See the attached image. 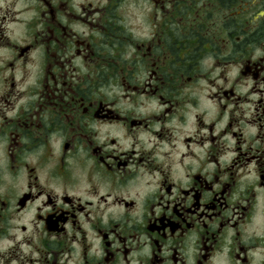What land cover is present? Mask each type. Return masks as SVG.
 I'll list each match as a JSON object with an SVG mask.
<instances>
[{"label": "flooded vegetation", "instance_id": "obj_1", "mask_svg": "<svg viewBox=\"0 0 264 264\" xmlns=\"http://www.w3.org/2000/svg\"><path fill=\"white\" fill-rule=\"evenodd\" d=\"M124 2L0 0V264H69L76 245L78 264H132L133 252L136 264H189V248L192 264H216L213 257L223 254L229 229L225 264H253L251 253L264 245L256 231L264 223V150L243 148V133L232 130L240 124V106L249 105L253 114L246 123L258 129L255 138L264 144V56L253 58L256 48L264 50V0H150L152 40L135 38L117 23ZM73 22L87 24L89 35ZM129 45L135 52L125 59ZM207 55L217 66L237 67L235 83L251 80L249 93L218 86L202 99L200 81L215 86L200 63ZM76 57L87 74L77 73ZM203 100L217 104V118L206 121L207 109L193 113L196 131L180 140L173 121L186 126L189 105L200 108ZM225 111L228 124L214 134ZM229 132L237 156L227 169L212 180L186 169L191 184L177 189L174 164L184 167L186 157L196 158L192 145L205 143L212 145L207 160L218 163L221 137ZM122 138L131 145L125 148ZM176 141L187 149L178 161L172 159ZM163 144L170 146L161 153L167 164L156 154ZM141 169L160 173L158 183L170 199L147 191L137 199L151 184L141 183ZM33 205L46 235L27 218ZM137 207L146 208L143 220L130 223ZM20 232L25 236L17 240ZM22 244L39 256L25 253Z\"/></svg>", "mask_w": 264, "mask_h": 264}, {"label": "clouds", "instance_id": "obj_2", "mask_svg": "<svg viewBox=\"0 0 264 264\" xmlns=\"http://www.w3.org/2000/svg\"><path fill=\"white\" fill-rule=\"evenodd\" d=\"M97 2L100 4V6H107L108 0H97ZM170 7V5H169ZM75 11L80 12L82 11L80 7L77 5L75 6ZM118 14L122 19H119L117 23L121 24L123 28L128 32L131 33L135 38L138 39H144V40H152L153 37L156 34V24L152 21V13H153V4L150 2V0H125L124 3H121L119 8L117 9ZM97 16L99 13L96 14ZM96 16L91 17V19H95ZM161 17L158 16L157 20H160ZM72 27L78 31L83 33L84 35H89V28L87 24H81L73 22ZM175 27V25H173ZM92 35L103 39L102 34L98 31H94ZM104 50L106 52L115 54L112 52V49L108 47L107 44L104 46ZM135 52V48H133L131 45L128 46L127 50L124 52V58L128 59L132 56V53ZM258 56H264V50L261 48H256L255 52L253 54V58H256ZM221 58L222 57H218ZM200 63L205 65V71L209 72V77L211 79L215 80V86H210L207 83V80H201L200 84L203 86L204 91L201 93L202 99L204 96L207 95L209 91L216 92L218 89V86H223L225 89L229 87H235V90L238 94H248L249 89L252 87V81L247 80L239 83H235L237 80V76L240 75L238 68L232 65L228 66H217L216 65V58H214L212 55H207L201 58ZM73 64L77 66V73L79 75H85L88 73V68L85 67L84 63L82 62L81 58L76 57L73 60ZM224 73L223 76H221V73ZM147 76V72H143L141 74V80H143ZM225 77L227 78V83H225ZM261 87H264V84L260 85ZM104 88H100V91H104ZM257 95L252 94L251 99H256ZM125 104H127V101H124ZM130 106V105H129ZM155 104H152L148 109H143L144 111H149L153 108H155ZM233 105L229 104V109H231ZM189 108L191 109L188 113V124L181 125L177 121H173V123L176 125L177 128V136L180 137V140L184 138L185 135L192 134L196 131L195 124H194V115L193 113L204 111L207 109V115L205 116L206 121H212L215 120L218 116L219 109L217 104L214 101L211 100H203V103L200 108H191L189 105ZM240 109L243 110V114L240 119V124L237 126V128H234L232 131H241L243 133V139L244 143L242 145L243 148H248L249 145L252 146L253 151H255L257 148H260L264 150V144L261 143L259 139H256V134L258 129L251 125L246 123L247 120H249L252 117L253 111L251 110V107L249 105H241ZM157 111L159 109H156ZM238 116L241 115V111L238 110L236 113ZM11 115V113H10ZM229 121V114L227 111L224 112L222 119L219 121V123L216 124L214 134H220L223 129H225L226 125ZM183 128V132L180 131V129ZM204 134L208 132V129L202 130ZM117 134V133H113ZM142 140H146L147 136H142ZM121 143L124 145L125 148L129 147L131 145L130 139H123L121 140ZM178 147L176 149H172L173 156L172 159L178 161L180 154L187 149L185 148L184 144L180 143L179 141H176ZM221 151L218 154V163L217 162H210L207 160V154L209 149L212 148V145L209 143H205L202 147L197 146L196 144H193L192 147L196 152V158L193 157H186L184 160V167H182L179 163L174 164L172 169V179L177 181V189L180 188H188L191 184V180L185 175V171L187 169L188 172L195 173L197 171H203L206 175L208 180L213 179V175L217 173L218 170H224L227 169V167L232 163L233 159L237 156V152L234 150L237 144L236 138L233 137L231 132L226 133L221 137ZM137 147H140V145H137ZM147 147L151 148L152 144H147ZM168 144H163L157 149V156L160 160L165 161V164H167L166 158L161 155L162 152L169 149ZM191 164V168H187V166ZM251 167V165L249 166ZM142 175V184H147L148 181H151V184L147 186V188H144L140 192V196L137 197L138 200H142L144 197L145 191L152 192V193H160L163 192L166 199H170L168 197L167 193L164 192L163 189L160 188L159 181L161 179L160 173L158 171L153 172L151 175L147 174L144 169L140 170ZM241 172L245 171L244 169H240ZM222 180H226L227 176H222ZM55 187V185H53ZM56 191L60 192L61 189L59 187H56ZM127 195V193H124ZM132 196H135V192L132 193ZM132 197L130 196L129 199ZM41 199H38L36 201V205H40L42 202ZM188 204H191V200L187 201ZM259 203L261 207H264V188L260 189V197H259ZM36 205L32 206L31 211L28 213V219H32L33 223L36 225V228L40 231V235H46L42 231V225L40 223V220H38L37 217V209ZM119 211H123L120 209ZM146 211V208L143 207H137L136 211L132 213L133 220L130 223L135 222H142L143 216L142 213ZM158 211V210H157ZM80 220L83 222V227L85 229H89L90 232V239L94 237V233L91 232L90 225L88 222L84 221V217L81 215ZM105 222L106 219H105ZM18 231V230H17ZM29 233L33 232V224H29L28 226ZM73 229L71 226H69V236H71ZM257 234L264 235V223L259 224V226L256 228ZM77 236H79V233H76ZM231 230H228V241L227 244L224 247L223 254H217L215 257H213V260L216 262V264H225L227 253L229 251L228 244L231 243L230 237H231ZM25 236V233L20 232L18 236L16 237L17 240H20L22 237ZM195 236V233L189 236V240H192ZM146 238V237H145ZM52 239H55V237H52ZM9 244L14 243V241H9ZM171 243V241H169ZM35 244L37 246L40 245V236H37V239L35 240ZM96 245L99 244V241L97 240L95 242ZM21 247L23 248V251L25 253L31 252L33 256H39V252L35 250V248L30 247L27 244H22ZM76 251L73 253V261H76L78 264L80 252H79V245H76ZM93 252H97L98 250L96 246H93L92 249ZM194 251V249L189 248V264H192V258L191 253ZM144 253H148L149 249L145 247L143 249ZM251 255L253 256V264H264V245L261 247L256 248ZM138 256V253L133 252L131 254L132 258V264H136V258ZM66 258V257H65ZM64 258H62L63 260ZM73 261H69V264H73ZM13 264H16L15 261H13ZM121 264H123V260L121 259Z\"/></svg>", "mask_w": 264, "mask_h": 264}]
</instances>
